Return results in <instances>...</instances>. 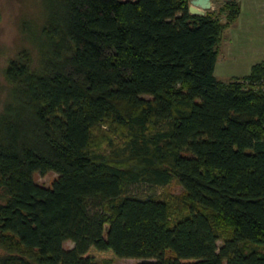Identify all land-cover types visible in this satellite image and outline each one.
Wrapping results in <instances>:
<instances>
[{
	"label": "trees",
	"instance_id": "trees-1",
	"mask_svg": "<svg viewBox=\"0 0 264 264\" xmlns=\"http://www.w3.org/2000/svg\"><path fill=\"white\" fill-rule=\"evenodd\" d=\"M45 3L38 64L3 69L0 264H264V60L214 75L236 0ZM172 181L175 218L131 191Z\"/></svg>",
	"mask_w": 264,
	"mask_h": 264
},
{
	"label": "rangeland",
	"instance_id": "rangeland-1",
	"mask_svg": "<svg viewBox=\"0 0 264 264\" xmlns=\"http://www.w3.org/2000/svg\"><path fill=\"white\" fill-rule=\"evenodd\" d=\"M214 2L217 3L214 9H217L226 1L215 0ZM240 2L243 3V14L240 24L243 23L247 27L242 30L243 37L248 36L250 33L249 28H251L253 34L256 32L264 34V5L262 9L254 10V13H248L245 7V3H264V0H259V2H254V0H240ZM44 3L45 0H0V107L5 100L8 89V84L3 76V69L7 66L9 60L15 58L19 53H26V55L32 57V65H37L39 62L40 43L36 39H39V31L45 20L46 3L45 6ZM228 32L231 35L232 29L229 28ZM226 44L227 41L225 38L220 45L218 63L215 66L216 75L223 80L248 72V67H246L248 62H251L254 58H258L249 55L250 50L246 54H242V51H240L237 53V60L233 62L234 60H231L228 56V50L227 52L225 51ZM246 55H248V58L245 57ZM259 60L261 61V59ZM244 62L247 63L242 66ZM56 178L57 175L52 172L42 176L38 173H34L33 175L34 182L45 188H50ZM131 191L141 197L153 195L161 200L167 201L174 218L179 217L184 212L186 194L176 181H172L164 187L151 188L140 186L138 189H132ZM3 199V191L0 190V203L3 202ZM90 209L92 211L94 210L92 207ZM217 244L221 246L222 243L218 241ZM63 247L65 249H71L73 244L71 242H65ZM141 261L138 259H117L113 261L98 259L95 263L138 264Z\"/></svg>",
	"mask_w": 264,
	"mask_h": 264
},
{
	"label": "crops",
	"instance_id": "crops-1",
	"mask_svg": "<svg viewBox=\"0 0 264 264\" xmlns=\"http://www.w3.org/2000/svg\"><path fill=\"white\" fill-rule=\"evenodd\" d=\"M236 2L240 5V15L237 18V20L231 25L232 29V34L230 35V33L228 32L229 28L224 31L223 37H222V42L224 41V39L226 38L227 44L225 45L226 48V52L228 50V56L231 60H234L233 62H235L237 60V53H239L240 51H242V54H246L250 53L249 55L254 56V57H258V58H254L251 62H248V65L246 67H248V72L240 74V75H236V76H232L229 79H225L223 80L222 78H219L216 75V71L214 69V75L220 79L223 82H228L230 79L234 78V77H243L246 76L251 67L261 61L264 60V34L262 33H258L256 32L255 34L252 33L251 28H249L250 33L248 34V36L243 37L242 35V30L247 28L246 26H244V24H240V21L242 20V12H243V3L240 2V0H236ZM254 2H259V0H254ZM217 3H213L212 5V10H214V6ZM264 3H245V7L247 8L248 13H254V10H259L262 9ZM221 42V43H222ZM221 45V44H220ZM220 45H219V54H220ZM250 56V57H251ZM240 57V56H239ZM245 57L248 58V55H246ZM261 57V58H260ZM219 58V55H218ZM218 58H217V62L218 63ZM261 59V61L259 60ZM247 62H244L242 64L245 65ZM216 66V65H215Z\"/></svg>",
	"mask_w": 264,
	"mask_h": 264
},
{
	"label": "water",
	"instance_id": "water-1",
	"mask_svg": "<svg viewBox=\"0 0 264 264\" xmlns=\"http://www.w3.org/2000/svg\"><path fill=\"white\" fill-rule=\"evenodd\" d=\"M215 0H189L188 12L191 15L204 16L206 12L212 9ZM226 2L230 0H224Z\"/></svg>",
	"mask_w": 264,
	"mask_h": 264
}]
</instances>
